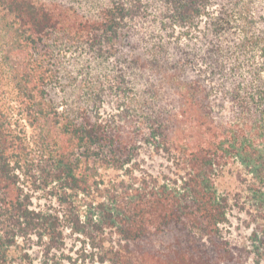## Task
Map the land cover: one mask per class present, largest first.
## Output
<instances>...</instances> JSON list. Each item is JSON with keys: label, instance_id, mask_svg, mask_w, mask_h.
<instances>
[{"label": "trees", "instance_id": "1", "mask_svg": "<svg viewBox=\"0 0 264 264\" xmlns=\"http://www.w3.org/2000/svg\"><path fill=\"white\" fill-rule=\"evenodd\" d=\"M224 174L260 264L264 0H0V264H233Z\"/></svg>", "mask_w": 264, "mask_h": 264}, {"label": "rangeland", "instance_id": "2", "mask_svg": "<svg viewBox=\"0 0 264 264\" xmlns=\"http://www.w3.org/2000/svg\"><path fill=\"white\" fill-rule=\"evenodd\" d=\"M148 165H150L149 168L150 170H153L154 173L166 171V168L170 167V163L162 157H154L153 163ZM112 174V172H109V175ZM217 185L220 190L231 192L232 195L237 193L235 198L238 200V207H230L227 216V223L221 226V240L222 242L224 241L227 243L226 247L229 249L230 253H232L233 258L236 259L233 260L235 262L233 264H253L256 259L252 254L254 251L251 235L253 228L251 223L252 218L246 213V210L239 209L240 205L249 200L247 198L248 194L243 191V186L229 174H224L218 178ZM41 196L40 193L36 194V198L34 199V206L36 208L47 204L46 200ZM262 241L264 244V240ZM65 245V251L68 254H73V257L77 256H74V253L77 250L80 251L84 248L81 239L77 235L71 234L69 231H66ZM261 248L262 249L259 250V262L260 264H264V245ZM212 260L213 258L210 255H205V258L203 257L201 259L196 257L195 262L196 264H216ZM219 264L225 263L222 261Z\"/></svg>", "mask_w": 264, "mask_h": 264}]
</instances>
